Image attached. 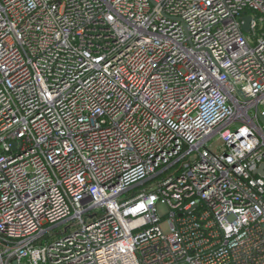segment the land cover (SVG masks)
Wrapping results in <instances>:
<instances>
[{
  "label": "built area",
  "instance_id": "obj_1",
  "mask_svg": "<svg viewBox=\"0 0 264 264\" xmlns=\"http://www.w3.org/2000/svg\"><path fill=\"white\" fill-rule=\"evenodd\" d=\"M262 119L264 0H0V264H264Z\"/></svg>",
  "mask_w": 264,
  "mask_h": 264
},
{
  "label": "rangeland",
  "instance_id": "obj_2",
  "mask_svg": "<svg viewBox=\"0 0 264 264\" xmlns=\"http://www.w3.org/2000/svg\"><path fill=\"white\" fill-rule=\"evenodd\" d=\"M158 212L164 219H166V214H167L166 208H164L162 205H159ZM162 230L164 231V233H169L168 224L164 223L162 225Z\"/></svg>",
  "mask_w": 264,
  "mask_h": 264
},
{
  "label": "water",
  "instance_id": "obj_3",
  "mask_svg": "<svg viewBox=\"0 0 264 264\" xmlns=\"http://www.w3.org/2000/svg\"><path fill=\"white\" fill-rule=\"evenodd\" d=\"M250 21H251V18L250 17H245L244 18V22L245 24L243 25V30L248 33L250 31ZM263 122H264V119H262ZM255 173H260L264 176V173L261 171V170H258L256 171Z\"/></svg>",
  "mask_w": 264,
  "mask_h": 264
}]
</instances>
